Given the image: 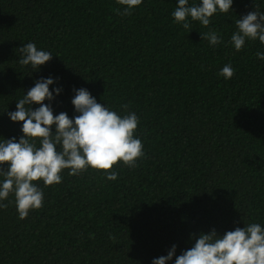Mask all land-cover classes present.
Here are the masks:
<instances>
[{"label": "trees", "instance_id": "16d2710c", "mask_svg": "<svg viewBox=\"0 0 264 264\" xmlns=\"http://www.w3.org/2000/svg\"><path fill=\"white\" fill-rule=\"evenodd\" d=\"M177 5L142 0L119 15L116 0H0V141L19 140L22 122L7 112L52 77L61 92L44 103L54 115L74 118L75 90L87 89L122 117L137 115L144 151L135 167L114 166L116 180L89 167L64 169L48 187L34 182L43 207L25 219L10 193L0 201V264H152L176 245L174 264L201 232L264 227V45L230 43L235 21L264 13V0H233L207 27L189 18V29L174 22ZM210 31L216 46L201 39ZM28 42L52 59L21 65ZM225 65L230 79L219 75Z\"/></svg>", "mask_w": 264, "mask_h": 264}, {"label": "clouds", "instance_id": "9594fccd", "mask_svg": "<svg viewBox=\"0 0 264 264\" xmlns=\"http://www.w3.org/2000/svg\"><path fill=\"white\" fill-rule=\"evenodd\" d=\"M116 2L125 6L123 12L117 9V14L130 15L142 0ZM232 4L233 0H201L189 5L188 0H178L172 16L184 29L190 28L189 18L207 27L217 11L227 13ZM235 24L237 31L230 43L236 51L243 48L246 39L264 45V13L250 11ZM201 39L208 40L211 46L221 42L214 31L201 34ZM20 52L19 63L34 70L52 59L51 52L38 50L32 42L22 45ZM256 55L264 59V53ZM219 75L230 79L234 70L225 65ZM53 83L52 77L38 79L17 101L16 110L7 112L11 121L22 122L23 135L19 140L13 137L0 141V175L4 177L0 181V201L14 194L20 219H25L30 210L43 207V192L34 182L42 180L48 187L61 183L60 173L64 169H70L69 175H79L89 167L105 173L108 180H116L118 173L112 169L117 163L122 161L132 168L144 156L143 143L134 136L139 122L134 112L122 117L98 103L87 89L80 88L75 90L71 101L78 114L74 118L66 112L54 115L51 105L44 103L54 99V92L57 95L61 92L59 87L50 90ZM33 104L39 107L33 109ZM7 206L0 203V208ZM175 253L173 245L167 255L154 258L152 264H166ZM174 264H264V227L251 223L222 235L215 229L201 232L194 246L176 256Z\"/></svg>", "mask_w": 264, "mask_h": 264}]
</instances>
